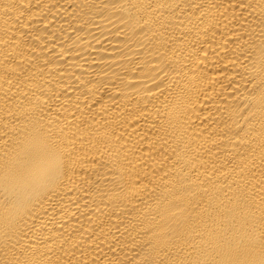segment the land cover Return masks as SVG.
Here are the masks:
<instances>
[{
	"label": "bare ground",
	"instance_id": "bare-ground-1",
	"mask_svg": "<svg viewBox=\"0 0 264 264\" xmlns=\"http://www.w3.org/2000/svg\"><path fill=\"white\" fill-rule=\"evenodd\" d=\"M0 264H264V0H0Z\"/></svg>",
	"mask_w": 264,
	"mask_h": 264
}]
</instances>
